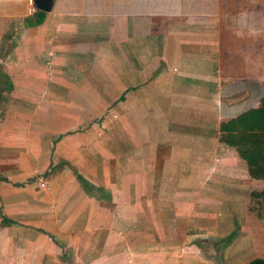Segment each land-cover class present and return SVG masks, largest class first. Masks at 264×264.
Here are the masks:
<instances>
[{
    "label": "crops",
    "instance_id": "obj_1",
    "mask_svg": "<svg viewBox=\"0 0 264 264\" xmlns=\"http://www.w3.org/2000/svg\"><path fill=\"white\" fill-rule=\"evenodd\" d=\"M259 5L0 0V264L264 260V181L219 141L263 96Z\"/></svg>",
    "mask_w": 264,
    "mask_h": 264
},
{
    "label": "trees",
    "instance_id": "obj_2",
    "mask_svg": "<svg viewBox=\"0 0 264 264\" xmlns=\"http://www.w3.org/2000/svg\"><path fill=\"white\" fill-rule=\"evenodd\" d=\"M219 141L234 149L246 162L251 179L264 181V84L259 108L222 122ZM251 198L260 200L264 193L253 192ZM250 264H264V260L257 259Z\"/></svg>",
    "mask_w": 264,
    "mask_h": 264
},
{
    "label": "rangeland",
    "instance_id": "obj_3",
    "mask_svg": "<svg viewBox=\"0 0 264 264\" xmlns=\"http://www.w3.org/2000/svg\"><path fill=\"white\" fill-rule=\"evenodd\" d=\"M244 1H246V0H244ZM256 1H259V0H256ZM248 6H249L248 4H244V7H245L244 12H247ZM254 12H256L258 17L260 18V22L259 23H260V26H262V23H264V0H260V5L259 6H257V7L254 6ZM260 33L262 34V32H260ZM260 50H261V54H262L264 52V46L263 45H260ZM108 112H110V109L103 111V113L101 114L100 119H99L101 122L105 121L104 118L106 117ZM112 120H115V118L112 119ZM106 130H107V125L106 126L105 125H101L99 132L101 134H103L104 132H106ZM5 160H7V158L0 159V168L2 170H6L5 168H7L6 165L4 166V164H2V161H5ZM3 172L4 173H0V180H7L6 179V175L8 176L10 174L7 171H3ZM9 177H11V176H9ZM37 177H41V176H37ZM37 177L32 175L30 178H28V180L30 182H33L34 181L33 179L37 178ZM26 180H23V181L20 180V181H18L16 183L17 184H21L22 182H24ZM263 193H264V191H263ZM252 208L255 211V212H253V214L257 215V218L261 219L262 217H264V198H262L260 200L254 199Z\"/></svg>",
    "mask_w": 264,
    "mask_h": 264
},
{
    "label": "water",
    "instance_id": "obj_4",
    "mask_svg": "<svg viewBox=\"0 0 264 264\" xmlns=\"http://www.w3.org/2000/svg\"><path fill=\"white\" fill-rule=\"evenodd\" d=\"M50 0H35L36 8L40 11H48Z\"/></svg>",
    "mask_w": 264,
    "mask_h": 264
},
{
    "label": "built area",
    "instance_id": "obj_5",
    "mask_svg": "<svg viewBox=\"0 0 264 264\" xmlns=\"http://www.w3.org/2000/svg\"><path fill=\"white\" fill-rule=\"evenodd\" d=\"M34 182L37 183V185L41 188V189H46L47 188V183L45 181V179L41 176V177H37L34 179Z\"/></svg>",
    "mask_w": 264,
    "mask_h": 264
}]
</instances>
